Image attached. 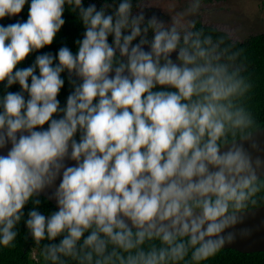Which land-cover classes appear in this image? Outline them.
Instances as JSON below:
<instances>
[{
  "label": "clouds",
  "instance_id": "obj_1",
  "mask_svg": "<svg viewBox=\"0 0 264 264\" xmlns=\"http://www.w3.org/2000/svg\"><path fill=\"white\" fill-rule=\"evenodd\" d=\"M25 5L0 24V246L23 219L53 262L201 264L247 235L264 158L235 139L254 123L236 103L249 85L211 36L145 23L133 0H0V20ZM66 8L76 50L41 51ZM40 195L55 209L25 218Z\"/></svg>",
  "mask_w": 264,
  "mask_h": 264
},
{
  "label": "trees",
  "instance_id": "obj_2",
  "mask_svg": "<svg viewBox=\"0 0 264 264\" xmlns=\"http://www.w3.org/2000/svg\"><path fill=\"white\" fill-rule=\"evenodd\" d=\"M140 0H133V12ZM199 3H211L214 0H196ZM104 0H85V5L88 3H98L101 5ZM112 3L113 0H108ZM28 15V5H25L23 11L18 17H5L0 20V24L14 23L17 19L26 20ZM64 18L65 25L57 34L51 46L42 49L55 53L59 47L67 44L73 51L76 50L75 40L80 38L83 33V25L77 19V15L66 8ZM191 32H200L201 38L211 36L213 45H215L217 52L222 54L223 62L226 60L232 61L236 64L243 65L236 69L240 77H243L246 84L249 85L247 92L238 97L236 103L238 106H243L251 113L254 123L246 129L236 130L235 139L241 138L257 129L264 127V32L250 35L247 39L238 41L233 40L230 35L215 26L205 25L199 20H195L192 24ZM149 33L152 30L149 29ZM35 54L31 55L22 66H27L34 60ZM12 91L18 90V85L13 86ZM70 85L67 82L65 87L61 90L58 97L63 104L69 91ZM3 91V86L0 85V92ZM229 141L233 139V134L229 133ZM259 183L264 185V176L259 178ZM41 201L39 205L29 203L25 207V218H27V211L32 207H37L40 211L47 214L55 209V205L44 196L38 197ZM256 203L249 204L247 209H252L264 205V186L255 195ZM246 209V210H247ZM18 236L11 246H0V264H61L60 261H50L44 257V245L51 243L44 240L39 245L33 240L28 233L27 227L23 219L17 225ZM59 238H57L58 242ZM37 251L38 258L35 259L32 254ZM65 264H76L75 261L69 258H62ZM201 264H264V251L244 253L235 249H221L215 256L210 257Z\"/></svg>",
  "mask_w": 264,
  "mask_h": 264
},
{
  "label": "rangeland",
  "instance_id": "obj_3",
  "mask_svg": "<svg viewBox=\"0 0 264 264\" xmlns=\"http://www.w3.org/2000/svg\"><path fill=\"white\" fill-rule=\"evenodd\" d=\"M139 12L144 13L145 23L148 18L155 17L165 27L175 25L182 36L185 32H191L195 20L226 31L233 40L238 41L264 32V0H215L205 4L196 0H140L134 14ZM151 35L148 32L149 38ZM225 63L229 64L230 69L243 66L228 60ZM32 256L37 259V251Z\"/></svg>",
  "mask_w": 264,
  "mask_h": 264
},
{
  "label": "water",
  "instance_id": "obj_4",
  "mask_svg": "<svg viewBox=\"0 0 264 264\" xmlns=\"http://www.w3.org/2000/svg\"><path fill=\"white\" fill-rule=\"evenodd\" d=\"M237 140H243L254 159L256 157L264 158V127ZM263 176L264 171H258V177ZM41 196L48 199L45 195ZM48 200L55 205L54 201ZM242 229H247L248 234L244 236L238 234L232 243L227 244L222 249H235L244 253L264 251V205L245 210L243 223L237 225L235 230L239 233Z\"/></svg>",
  "mask_w": 264,
  "mask_h": 264
},
{
  "label": "flooded vegetation",
  "instance_id": "obj_5",
  "mask_svg": "<svg viewBox=\"0 0 264 264\" xmlns=\"http://www.w3.org/2000/svg\"><path fill=\"white\" fill-rule=\"evenodd\" d=\"M215 1V0H214ZM205 4V3H204Z\"/></svg>",
  "mask_w": 264,
  "mask_h": 264
}]
</instances>
